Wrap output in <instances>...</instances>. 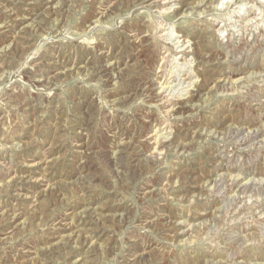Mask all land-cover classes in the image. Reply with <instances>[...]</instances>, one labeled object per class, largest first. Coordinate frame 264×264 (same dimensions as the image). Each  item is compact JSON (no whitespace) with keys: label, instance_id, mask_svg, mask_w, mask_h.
Instances as JSON below:
<instances>
[{"label":"rangeland","instance_id":"obj_1","mask_svg":"<svg viewBox=\"0 0 264 264\" xmlns=\"http://www.w3.org/2000/svg\"><path fill=\"white\" fill-rule=\"evenodd\" d=\"M0 264H264V0H0Z\"/></svg>","mask_w":264,"mask_h":264},{"label":"bare ground","instance_id":"obj_2","mask_svg":"<svg viewBox=\"0 0 264 264\" xmlns=\"http://www.w3.org/2000/svg\"><path fill=\"white\" fill-rule=\"evenodd\" d=\"M106 17V16H105ZM103 21V18L101 17V18H99V19H95L94 21H93V24H97V23H101ZM103 23V22H102ZM98 25V24H97ZM88 28H91L90 26H88ZM92 41V40H91ZM196 81V80H195ZM192 82V81H191ZM197 83V82H196ZM163 88V87H162ZM208 93H211V91H209ZM212 94V93H211ZM209 96H210V94L209 95H201L199 98L202 100V101H206L207 99H209ZM198 106V104H191L189 107H190V109H192L193 110V108H195V107H197ZM158 143H160V141H158ZM122 145V144H121ZM112 154H114V151H113V153ZM141 162V161H140ZM141 165H142V167L144 168V169H148V170H151V167H152V164L151 163H149V162H145V163H141ZM82 221V220H81ZM11 233V232H10Z\"/></svg>","mask_w":264,"mask_h":264}]
</instances>
